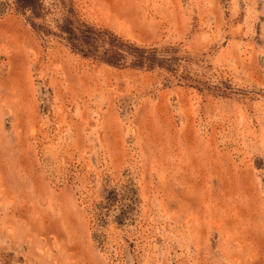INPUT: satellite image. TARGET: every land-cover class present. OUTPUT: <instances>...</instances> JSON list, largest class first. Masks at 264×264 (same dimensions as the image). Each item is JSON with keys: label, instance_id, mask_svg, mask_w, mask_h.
<instances>
[{"label": "rangeland", "instance_id": "obj_1", "mask_svg": "<svg viewBox=\"0 0 264 264\" xmlns=\"http://www.w3.org/2000/svg\"><path fill=\"white\" fill-rule=\"evenodd\" d=\"M0 264H264V0H0Z\"/></svg>", "mask_w": 264, "mask_h": 264}]
</instances>
